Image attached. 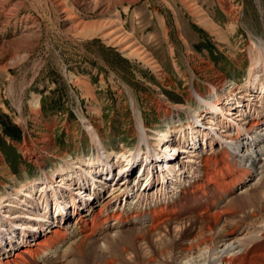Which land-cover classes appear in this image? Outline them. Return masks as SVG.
<instances>
[{"label":"rangeland","instance_id":"rangeland-1","mask_svg":"<svg viewBox=\"0 0 264 264\" xmlns=\"http://www.w3.org/2000/svg\"><path fill=\"white\" fill-rule=\"evenodd\" d=\"M116 1L0 0V47L3 46L0 50V197L4 196L0 201V216L11 221L1 217L4 231L0 253L10 251V235L21 236V231L35 219L37 223L45 219L37 212L39 204L33 211L29 202L41 200L35 187L42 186L39 185L42 176L50 173L58 180L55 168L66 156H93L84 122L96 130L104 149L134 148L139 144L141 128L145 133L155 131L157 135L166 127H181L176 125L181 118L172 125L164 120V112L168 109L176 112L179 105L193 107L196 103L194 88L206 94L211 86H219L224 79L241 85L254 46L264 44V0ZM135 47L139 51L134 52ZM236 88L238 105L245 112L239 115L236 104L228 105L230 111L226 113L230 116L226 120L230 125V122L242 123L245 116L250 118L264 107L263 94L247 91L241 96L242 90ZM34 102L38 103V108L33 106ZM181 116L186 122V114ZM199 121L198 127L208 135V142L218 138L224 144L228 140V130L232 129L223 127L219 118L203 114ZM175 135L164 140L162 147L167 150L159 162V165L179 163L183 170L173 180L176 183L172 188L165 183L160 189L158 166L151 170V180L142 190L143 175L136 179L133 174L127 176L130 190L116 198L111 197L115 190L111 194L109 191L120 186L123 177L111 186L110 182H99L91 205L96 207L112 199L104 204V210L125 209L129 213L119 211L117 222L125 219L120 224L104 220L103 225L102 221L100 226L98 222L90 225L93 228L89 231V240L71 253L62 248L75 237L65 232L61 243L59 241L51 252L45 251L43 256H46L39 264H105L106 261L110 264H163L169 255L178 256L176 246L189 240L197 230L198 217H209L210 211L236 200L238 194L233 190L226 199L223 195L218 200L215 198L213 207H209L211 210L198 209L186 197L182 211L179 208L167 215L164 208L158 209V218L154 217L153 223L159 228L149 231L142 217L144 206L158 201L163 205L180 184L193 176L188 165H192L194 171L200 159L198 151L183 147L184 143H179ZM164 157L175 160L168 162ZM263 163L264 158L259 164ZM113 166L115 164L110 168L114 169ZM99 173L95 179L103 181L105 171ZM258 176L247 175L244 186L247 193H254L261 202L264 169ZM31 182L35 183L32 192L18 194L19 188ZM70 183L69 188L62 187L63 194L67 190L79 193L81 196L75 194L80 197L76 201L82 206L81 199L90 194L89 185L78 189L74 181ZM48 190L44 193L51 202ZM250 205L258 207V202ZM26 206H30L28 211ZM87 209L83 205L79 212L85 214ZM244 209L238 206L224 216L233 222ZM46 219L47 222L49 218ZM74 221L73 215L66 217L64 225L70 226ZM11 224L17 228L14 234L7 230ZM35 228L41 230V227ZM30 229L32 227L26 228L28 233ZM28 233L25 234L27 240L33 242L35 237ZM11 239L15 244L22 243L19 237Z\"/></svg>","mask_w":264,"mask_h":264},{"label":"bare ground","instance_id":"bare-ground-1","mask_svg":"<svg viewBox=\"0 0 264 264\" xmlns=\"http://www.w3.org/2000/svg\"><path fill=\"white\" fill-rule=\"evenodd\" d=\"M118 32L120 31L118 30ZM137 48L134 49L135 51H132H139ZM1 49H3V46L0 47V50ZM236 85L237 84L234 80L230 81L224 79L219 86L209 85L212 89H209V92H206V94H202L194 88L193 94L196 103H194L195 105L193 107L191 106L192 108L190 106L179 105L176 112L168 111L169 109L164 112V120L172 125L175 121L181 118L176 123V125L181 127H166L162 130V133L157 135L155 134V131L153 134L145 133L141 128L139 144L134 148L124 149L122 151L104 149L96 130L93 129L87 121L84 122L85 128L89 131L93 156L86 157L85 155H78L75 158L66 156L63 160L61 159L62 161L55 168V176L58 177V180L53 179L51 176L52 174L45 173L39 184L42 185L41 187H35V183L31 182L17 190L18 194L23 191L29 193L32 192L35 187L39 196L41 195L39 198L42 201L40 200L39 203H34L31 199H29L31 201H28L32 203L31 207L33 206V211H36L35 205L39 204L37 212L45 219H41L38 223L35 222L37 221V219H35L34 222H31V225L27 224L30 227L26 226L23 231H21V236L15 235L14 237V235H10L8 244L12 247L9 252L3 251L0 253V264H39L44 260V256H46H43L45 251L50 250L51 252L52 248H55L58 245L60 238L65 232L67 233V231H69L71 236H74L75 238L69 241L66 245H63L62 250L71 253L72 251L77 250L84 241L89 240V231H92L93 228L92 224H97L98 222L99 225V222L102 221L103 225L104 220H114L117 222L118 217L120 216L119 211L127 212L125 209H120L119 207L120 210H118L116 207V209L105 211L104 209L106 206L104 204L112 199L107 201L104 200L101 204H96V207H93L91 202L93 196H96L98 193L99 182H110L109 186H111L116 183V180H121L123 177L122 179L124 181L120 186L115 189L112 188V190L109 191V194L113 193L114 190L115 194L111 195L113 198L118 197L119 194H126L127 191L130 190L126 183L127 172L130 171L132 167H134L133 175L135 176V179L143 175V186L141 190L144 189L151 180V170L156 166H158L157 179L160 180L158 183L160 189L165 186V183H167L168 188H172V185L176 183L173 180L177 179L179 173L183 170H180L179 163H163L159 165V162H162L163 159L161 155L165 152L164 150H167L162 147L164 140L171 135L174 137V134H176L175 136L179 143H184L183 147L198 151L200 159H197L198 164L194 166V171L193 166L188 165L190 166L189 170L191 169L190 171L191 174L193 173V176H190L188 180L180 184L178 190L172 197H168L169 199L165 198L166 200L163 201V205L158 201L144 206L142 211L144 214L141 215L143 219L147 221L149 231L159 228V225L155 226L153 223L158 209L160 210V208H164L167 211H165L167 215L171 212H176L179 208H182L180 209V211H182V204L184 205L183 202L186 197H189L198 209H210L209 207L212 206L215 198L218 200L223 195L226 199L229 191L233 192V190H235V194H238V196L236 200H230L231 202L228 204L224 206L221 205L210 211L212 213L209 217H198L200 224L198 225L197 230H195V232L193 231L194 233L192 232L193 234L190 236L189 240L187 239V241H183L176 246V248L179 249L180 254L178 256L169 255L167 262H163V264H264V195L262 196V201L259 202L256 195L250 192L247 193V189L245 188L247 186H244V181H247V175H251L253 178L256 175L258 176L264 169V163L259 164L260 160L264 158V110H262L264 107L256 111L257 114L252 113V117L250 118L245 116L243 122L238 123L237 125L233 124V122H230V125L227 123L229 121L226 120L230 116V114L227 113L230 111L228 107L231 104H236L235 107L237 108L239 115L241 113L244 114L245 112L244 109L242 110L238 105L239 99L236 95L239 91L236 88L237 86L242 90L241 96H244L243 93L247 91L255 92L260 96L263 94L264 96L263 43L254 46L253 51L251 52L245 80L241 85ZM33 104V106L38 108L37 102H34ZM181 114H186V122H183ZM203 114L210 115L212 119L219 118V122L223 127L232 129L228 130V140L225 141L224 144L220 143L223 141L221 138H219L221 141H218L217 138L215 141L208 142V139L206 138L208 135L203 133L200 127H198L201 125L199 120L202 118ZM216 143L218 146L215 147ZM203 147L205 149H203ZM158 157L160 158L157 159ZM169 157L164 158L166 161L168 160V162L175 160L174 157H172V159H169ZM112 164H115V167L113 166L114 169L110 168V165ZM186 170H188V168ZM216 170L217 172L220 170L219 173H215L214 171ZM100 171H105V177H102L103 181L106 180L105 182H103L102 179L96 180ZM107 174H109V177L106 176ZM52 179L54 182L51 181ZM208 179H210V183L207 182ZM212 179H215V182H213ZM256 179L258 178L256 177ZM71 180L77 184L78 189L82 188L84 185H89L88 191L90 194H85L83 196L85 198L81 199L82 206H86V209L88 207L85 214L79 212V209L82 207L81 205H77V202L80 199L79 196H81L79 193L75 192V194L79 195L77 196L74 192L67 190L65 191V194H63L64 189L62 187L66 186V188H69V186H71L70 184H72L70 183ZM66 181H69V183ZM55 182L58 183L56 184ZM140 184L141 182H139L138 185ZM46 189H50V191H48L50 193L51 202H49L47 198L48 195H45L44 193ZM88 194L91 195V197H89ZM3 197H0V201L3 200ZM23 197L26 199L27 196L24 195ZM234 198L235 197H233V199ZM76 199L78 201H76ZM254 201L258 202V207H251L252 205H250V203H254ZM225 203L226 202H224V204ZM139 205L142 207L141 204ZM238 206L241 208L245 207V209L244 213L241 214L240 212V215H236L238 219H235L237 220H233L232 222L227 216H224V214H229L233 211V208L237 209ZM26 208L28 211L30 206H26ZM256 212L259 214L258 217H256ZM66 214H71V217L73 215L75 218V221L70 226L64 225L65 216H67ZM130 216L131 215H129V217ZM133 216L134 215L132 214V219ZM137 216L139 217V213ZM1 217L10 221L9 218H6L3 215L0 216V241L1 235L4 231V226L1 224ZM46 217L49 218L47 222L45 221L47 220ZM232 218L234 219V217ZM53 219L55 221L52 222ZM124 219L125 218L123 217V220ZM247 219H251V222L247 223ZM120 222L117 223L120 224ZM98 225L97 227L100 226ZM34 226L41 227V230L39 231L38 228L33 229ZM31 227L32 230L30 229L31 232L28 233L26 228ZM100 228L102 229V227ZM16 229L12 224L8 225L7 228V230L10 231L9 234H14ZM26 233H28V236L31 235L35 237L33 238V242L27 240ZM16 237H19L22 241L20 245L13 243L14 241L11 239H15ZM92 258L94 259V257ZM145 261L149 262L148 259H145ZM105 264L110 263H107L106 261Z\"/></svg>","mask_w":264,"mask_h":264}]
</instances>
